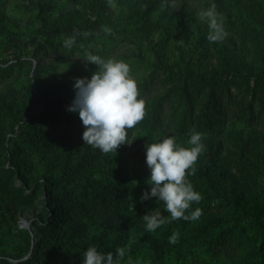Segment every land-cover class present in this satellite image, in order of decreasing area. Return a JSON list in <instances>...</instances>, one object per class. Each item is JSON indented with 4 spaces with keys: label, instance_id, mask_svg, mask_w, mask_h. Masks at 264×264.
Listing matches in <instances>:
<instances>
[{
    "label": "trees",
    "instance_id": "obj_1",
    "mask_svg": "<svg viewBox=\"0 0 264 264\" xmlns=\"http://www.w3.org/2000/svg\"><path fill=\"white\" fill-rule=\"evenodd\" d=\"M142 1L140 29L149 38L161 28L151 23L152 12L166 0ZM208 1L218 9L228 5L226 0ZM99 2L57 3L51 17L45 1L29 0L38 8L37 16L42 19L39 33L44 41L34 48L36 65L27 72L32 82L28 79L25 87L16 88L22 94L36 91L37 95H30L26 103L0 99V251H12L10 258L15 264H121L127 256L141 252L147 254L145 264H221L217 248L225 245L227 238L238 235L249 247L246 264H264V193L252 196L248 191L250 180L264 175V144L252 151L243 145L222 159L211 144L205 148L185 147L190 138L188 132H198L191 118L194 100L190 91L219 86L224 77L230 76L238 79L247 94L264 102V44L257 39L259 33L264 34V2L233 0L237 7L233 27L242 32L245 28V38L254 42L256 67L231 66L227 71L225 60L216 70L206 73L186 67L185 73H180L179 87L152 99L148 106L152 118L142 130L132 129L130 116L104 85L92 86L87 78L90 87L75 90L71 98L64 75L56 74L39 59L56 40L79 41L82 50L94 46L103 26ZM222 13L231 15L230 10ZM229 18L230 23L232 17ZM154 53L161 68L165 55L158 50ZM17 61L25 65L20 56ZM167 68L172 72L173 67ZM37 97L43 99L41 109L24 117L31 102L40 101ZM164 101L171 105L173 117H181L180 122L175 121V141L167 139L161 130L160 106ZM208 111L210 116L200 121L202 129L212 133L225 129V121L217 110L210 107ZM131 133L136 140L149 142L152 150L150 162L156 177L146 189L148 197L163 199L199 180L212 200L229 204L228 212L208 211L209 205H202L205 197L178 200L184 201L183 212L176 215L178 219L165 218L164 214L155 218L135 206L129 196L133 174L124 142ZM14 175L27 186L29 182L42 186L48 217L35 221L31 234L17 231V246L11 247L4 238L15 221V207L26 201L22 191L9 187ZM134 209L145 217L138 226L146 236L127 248L126 236ZM189 217H198L186 234L190 247L201 252L195 257L188 256L189 247L178 245L182 243L183 223ZM176 243L177 251L172 252ZM3 256L0 264H13Z\"/></svg>",
    "mask_w": 264,
    "mask_h": 264
},
{
    "label": "rangeland",
    "instance_id": "obj_2",
    "mask_svg": "<svg viewBox=\"0 0 264 264\" xmlns=\"http://www.w3.org/2000/svg\"><path fill=\"white\" fill-rule=\"evenodd\" d=\"M42 1L47 4L46 12L52 17L55 12L54 5L68 0ZM82 1L89 3L91 0ZM17 3L22 5L18 7ZM226 3L227 7L220 9L211 6L208 0H166L158 3L150 21L162 29L148 38L140 29V14L144 9L142 0H100L99 14L103 26L94 46L82 50L79 41L56 40L52 47L40 54L39 59L56 74L64 75L65 82L71 88V98L76 94L75 90L90 87L87 78L92 81V86L97 83L104 85L109 93L116 95L118 105L130 116L132 129L142 130V126L152 118L148 109L152 99L179 87L180 73H185L186 67L206 73L216 70L221 60L226 61L227 71L231 66L256 67L253 58L254 42L245 38V28L242 32L233 27L236 15L234 10L237 7L233 0H226ZM226 10L231 11L230 16L223 15L222 12ZM37 12V6L30 5L29 0L0 2V99L26 103L30 95H37L36 91H24L22 94L16 90L17 87L18 90L19 87H25L27 80H31V74L28 77L27 72L30 66L34 68L36 65L33 59L34 48L44 41L39 33L42 19L37 16ZM229 17H232L230 23ZM257 39L264 44V34L259 33ZM154 50L162 51L165 55L161 68ZM18 56L25 65L18 63ZM168 65L173 67L172 72L167 68ZM146 79L147 83L144 82ZM190 95L194 100L191 118L198 132H188L190 138L185 141V147L205 148L211 144L218 151L219 159H222L227 153H234L243 145L252 151L257 149L258 144H264V102L247 94L237 78L224 77L219 86H204L199 92L190 91ZM37 98L40 101H32L28 106L29 111L23 114L24 117L41 109L43 99ZM210 107L215 108L225 121L226 128L219 133L205 131L200 126L202 118L210 116ZM160 112L163 123L161 130L167 139L175 141L177 133L174 125L175 121H181V117H173L171 105L165 101L160 106ZM124 142L133 174L129 196L135 200V206L145 212L147 210L155 218L164 214L165 218L178 219L176 215L183 212L184 202L178 200L191 201L205 197L202 205H209L208 211L211 209L212 212L223 214L228 212L229 204L220 199L212 200L207 188L199 180H195L190 188L168 193L163 199L154 200L148 197L146 189L156 177V170L150 162V143L136 140L132 133L124 138ZM28 185L17 175L9 181L10 189L22 191L26 198L23 204L15 207V221L4 238V243L8 242L11 247L17 246V231L26 230L31 234L33 223L39 218L48 217L45 209L47 199L42 186L31 182ZM248 187L252 196L264 193V175L252 178ZM132 212L126 236L127 248L146 236L138 226L145 217L135 209ZM197 218L189 217L184 221L182 243L178 244L189 247L188 256L193 257L201 252L196 247H190L186 234ZM220 245L217 248L221 255L217 257L218 262L246 264L249 247L241 237L231 236L227 238L225 245ZM176 246L177 243L173 245L172 252L177 251ZM12 253L2 249L0 259L4 255L9 262L15 264V260L10 258ZM225 254L232 257L231 260ZM27 256L28 254L22 260ZM146 261L147 254L141 252L127 256L121 264H145Z\"/></svg>",
    "mask_w": 264,
    "mask_h": 264
}]
</instances>
